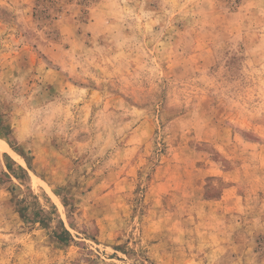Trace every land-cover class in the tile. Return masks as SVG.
I'll return each instance as SVG.
<instances>
[{"label": "rangeland", "instance_id": "obj_1", "mask_svg": "<svg viewBox=\"0 0 264 264\" xmlns=\"http://www.w3.org/2000/svg\"><path fill=\"white\" fill-rule=\"evenodd\" d=\"M0 264H264V0H0Z\"/></svg>", "mask_w": 264, "mask_h": 264}, {"label": "trees", "instance_id": "obj_2", "mask_svg": "<svg viewBox=\"0 0 264 264\" xmlns=\"http://www.w3.org/2000/svg\"><path fill=\"white\" fill-rule=\"evenodd\" d=\"M14 163V162H13ZM16 166V168L19 170V171H23L25 172V170L18 164H14ZM8 168H10V165H8ZM11 169V168H10ZM54 206V205H53ZM42 212L40 211H37L34 215L36 216L38 214L41 215ZM42 218H39L38 220H35V222H42L41 220ZM56 238L61 241V242H66L67 240L70 239V234L69 232L65 229V228H62L61 232H56Z\"/></svg>", "mask_w": 264, "mask_h": 264}, {"label": "snow or ice", "instance_id": "obj_3", "mask_svg": "<svg viewBox=\"0 0 264 264\" xmlns=\"http://www.w3.org/2000/svg\"><path fill=\"white\" fill-rule=\"evenodd\" d=\"M53 38H54V34H53ZM212 156H213V158H215V154L214 153H210Z\"/></svg>", "mask_w": 264, "mask_h": 264}]
</instances>
